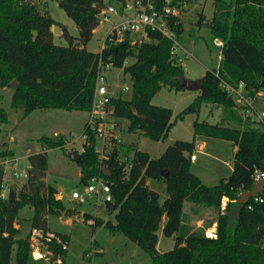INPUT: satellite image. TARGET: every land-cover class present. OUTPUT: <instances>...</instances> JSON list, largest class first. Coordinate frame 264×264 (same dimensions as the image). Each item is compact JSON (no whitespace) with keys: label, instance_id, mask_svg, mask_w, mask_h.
<instances>
[{"label":"trees","instance_id":"obj_1","mask_svg":"<svg viewBox=\"0 0 264 264\" xmlns=\"http://www.w3.org/2000/svg\"><path fill=\"white\" fill-rule=\"evenodd\" d=\"M19 1L0 0V89L12 90V109L22 110L24 117L36 110L88 115L99 63L111 64L131 81V98L112 99L111 116L126 120L129 133L139 131L153 142L167 138L174 125L172 111L152 105L151 100L164 87L185 91L180 86L185 79L183 68L172 55L170 40L149 31L148 41L131 44L126 37L119 44H107L99 53H91L85 47L100 23L105 4L102 0H59V8L74 22L79 37L70 36L61 27L60 37L68 44L57 46L52 33L57 23L33 6H19ZM197 1L173 0L177 5ZM213 4L214 14L207 25L213 37L222 42L219 68L205 72L197 97L177 119L199 113L204 104L221 110L219 124L194 121L192 130L194 137L228 141L237 148L230 175L212 187L202 184L191 173L194 141H175L157 159L135 149L128 165L120 160L117 141L112 140L111 150L100 160L95 150L97 139L89 131L77 163L80 185L100 177L110 188L112 201L106 202L105 208L113 214V223L104 227L110 235L135 244L149 259L148 264H264V200L256 203L250 199L243 207L237 203V196L253 187L254 175L264 173V131L239 116L234 99L221 89L223 83L232 87L242 84L246 97L264 94V0H234V5L213 0ZM200 21L203 23L205 17L201 15ZM182 31L180 23L177 36ZM129 58L133 63L124 66ZM13 81L16 85L11 87ZM7 122L8 115L0 108V125ZM40 141L44 149L27 158L26 183L19 190L9 188L5 197L0 167V264H30L32 231L43 235L51 232L47 217L65 210L56 189L48 188L44 181L47 151L63 148L65 142L63 138ZM148 180L165 185L167 198L162 204L159 194L146 185ZM259 196L264 197V191ZM185 204L216 212L214 237L193 230L184 214ZM25 207L33 211L31 229L24 238H17L18 214ZM95 226H103L101 220H96ZM159 230L164 237L175 236L171 251L160 254L156 250ZM54 234L68 243L66 235ZM49 248L64 260L66 251L55 243Z\"/></svg>","mask_w":264,"mask_h":264},{"label":"rangeland","instance_id":"obj_2","mask_svg":"<svg viewBox=\"0 0 264 264\" xmlns=\"http://www.w3.org/2000/svg\"><path fill=\"white\" fill-rule=\"evenodd\" d=\"M59 0H20L19 6H33L43 16H48L57 23L59 31L53 34V43L66 47L67 41L60 37L61 27L66 28L69 35L78 38L79 31L74 22L66 16L58 6ZM106 7H113L118 16L110 15L105 21L100 15V23L94 30L86 50L91 53H99L108 32L113 25L121 22L122 15H130L121 0H102ZM234 5V0H226ZM214 14L213 0H199L184 4L181 14L183 31L177 38L178 50L176 60H181L184 77L190 81L202 78L206 71L217 70L221 60L222 47L216 45V40L208 22ZM205 21L201 23L200 17ZM53 30V28H52ZM132 40L136 42L148 41L143 35H134ZM222 43V42H221ZM129 58L124 66L133 63ZM104 77L106 87L115 98L123 100L131 98V81L128 75H124L122 69L112 68L106 70ZM127 87L129 90L124 91ZM12 90L0 89L2 99L0 108L8 115V122L0 125V167L4 172V192L7 196L9 188L19 190L26 183L28 156L41 152L44 146L42 138H63V148H54L47 151V170L45 184L56 189L59 199L65 210L56 216L47 217L48 229L52 233H59L68 237V249L61 264H148L149 259L136 247L135 244L120 236L110 235L104 226L113 223V214L106 208L100 196L91 195L84 204H78L71 200L74 191L85 192V186L79 184L80 168L67 156V152L81 154L84 140L81 137L88 115L83 112H67L61 110H36L28 116H23L20 109H12ZM196 92H174L166 87L162 88L151 100V104L172 111V126L167 138L163 141L153 142L141 132L129 133L128 122L109 116L108 121L113 126V132L117 137L119 158L129 165L133 151L147 153L152 159H157L175 141L205 142L203 150L193 152L196 155L195 162L191 165V173L198 177L202 184L208 187L215 186L221 179L227 178L232 169L234 147L228 141L194 137L192 124L194 121H205L210 124H219L222 116L220 109H213L211 105H202L199 113L185 115L182 120L177 116L185 110L197 97ZM252 106L264 110V94L253 98ZM241 114L243 119L249 120L246 112ZM102 141L97 139L95 150L101 151ZM112 146V144H111ZM111 146L105 147L106 151ZM105 155V153H103ZM102 153L99 159L101 160ZM149 188L159 194V202L162 204L167 198L165 185L161 182L150 181ZM83 213V214H81ZM33 211L25 207L18 214L17 228L20 233L17 238H24L30 232V219ZM184 214L193 230L198 222L203 220L201 227H211L216 222V212L203 208H197L191 204L184 205ZM86 215L88 217H86ZM201 219V220H200ZM101 220L103 226H95V221ZM165 219H162L161 227ZM158 242L156 250L162 254L171 251L175 247V236L164 237L161 230L157 232ZM30 264H41L32 262Z\"/></svg>","mask_w":264,"mask_h":264},{"label":"built area","instance_id":"obj_3","mask_svg":"<svg viewBox=\"0 0 264 264\" xmlns=\"http://www.w3.org/2000/svg\"><path fill=\"white\" fill-rule=\"evenodd\" d=\"M125 9L131 12L130 15H122L121 22L113 25L108 32L103 42L101 50L106 45H116L123 42L126 37H129L131 44H139L132 40L134 35H143L147 39V33L157 32L163 37L170 40L173 44L172 55L175 58L178 50L177 44V27L181 23V14L184 4L177 5L173 0H121ZM103 16L107 21L110 15L118 16V13L113 7H106L99 14ZM216 45L222 47V43L216 40ZM181 61V60H177ZM112 69L111 64L103 65L99 63L98 74L95 82V88L93 93V100L91 108L88 112V117L83 128V132L80 138L87 139L88 131L93 133L96 139H101V151L97 152L101 159L104 158V154L108 151L105 147L111 146V141H117V137L113 132V126L108 121L109 116L112 115L111 100L115 99L113 93L108 91L106 87V79L104 74L106 70ZM221 89L229 96H231L237 104V112L243 111L248 114L249 122L257 129L264 131V110H259L252 106L251 101L253 98L246 97L244 87L242 84L236 87L229 86L225 83L221 84ZM124 91L129 90L127 87L123 88ZM259 96V95H258ZM241 115V114H239ZM83 142V144H84ZM83 147V145H82ZM83 152V149L81 153ZM191 162L196 160V155L192 154L190 157ZM264 178V173L255 174L253 177L254 183ZM93 195L95 197L100 196L103 203L111 202L112 197L109 186L99 177L92 178L85 186V192L79 193L74 191L71 194V200L78 204H84L89 200V197ZM264 200L262 196H256L253 201L260 203ZM55 243L62 251H67L68 243L62 242L58 236L52 232H48L45 235L39 231H32L30 238V254L33 262H40L42 264H61L62 259L59 256H55L53 251L49 248V245Z\"/></svg>","mask_w":264,"mask_h":264},{"label":"water","instance_id":"obj_4","mask_svg":"<svg viewBox=\"0 0 264 264\" xmlns=\"http://www.w3.org/2000/svg\"><path fill=\"white\" fill-rule=\"evenodd\" d=\"M59 31V28L57 26L53 27L52 33L56 34ZM16 83L13 81L10 83V86H15ZM180 86L188 92H196L198 93L201 90L202 86V81L201 79L196 80V81H190L187 79H183L180 82ZM66 156L74 163H78L81 159V154L78 153H71L67 152ZM163 176L166 175V172L162 173ZM262 191H264V178L258 180L257 182L254 183L253 187L245 192L240 193L237 196V203H239L242 207L247 205L250 199L255 198L258 196Z\"/></svg>","mask_w":264,"mask_h":264},{"label":"crops","instance_id":"obj_5","mask_svg":"<svg viewBox=\"0 0 264 264\" xmlns=\"http://www.w3.org/2000/svg\"><path fill=\"white\" fill-rule=\"evenodd\" d=\"M181 24H182V29H183V22L181 21ZM257 97V96H256ZM205 147V142L201 143V142H195V151L194 152H197V151H202L203 148ZM236 147H234L233 151L235 152L236 151ZM197 161V160H195ZM193 161V162H195ZM192 162V163H193ZM29 168V165L27 167V169ZM45 181V180H44ZM47 185V184H46ZM146 185L149 187V182L147 181L146 182ZM49 188V187H48ZM57 199H59V196H58V193H57ZM83 214V213H81ZM201 220V219H200ZM203 223V220L199 221L198 224L199 226H197V228H201V230L203 231V235L205 237H214L215 236V229H216V223H213V225L211 227H201V224ZM17 226V225H16ZM17 228V227H16Z\"/></svg>","mask_w":264,"mask_h":264}]
</instances>
